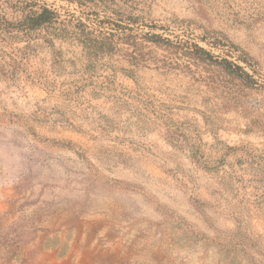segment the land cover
I'll return each mask as SVG.
<instances>
[{
  "label": "rangeland",
  "instance_id": "rangeland-1",
  "mask_svg": "<svg viewBox=\"0 0 264 264\" xmlns=\"http://www.w3.org/2000/svg\"><path fill=\"white\" fill-rule=\"evenodd\" d=\"M40 1L79 15L66 1ZM147 2L156 19L177 15L227 35L264 74L260 4ZM47 36L21 42L0 32V113L17 120L0 122V264H236L159 208L216 236L235 229L234 206L251 202L250 228L264 236V206L256 209L264 195L231 182L242 153L230 151L228 165L210 173L188 145L200 143L209 166L223 144L264 149L263 129L248 131L253 119L264 122V90L245 91L246 104L235 106L176 72L128 76L120 56L88 67L79 44L53 49ZM46 139L72 141L81 153Z\"/></svg>",
  "mask_w": 264,
  "mask_h": 264
},
{
  "label": "trees",
  "instance_id": "trees-1",
  "mask_svg": "<svg viewBox=\"0 0 264 264\" xmlns=\"http://www.w3.org/2000/svg\"><path fill=\"white\" fill-rule=\"evenodd\" d=\"M63 1L75 5L79 15L69 10L61 13L40 0H0V32L21 42L36 40L39 34L45 32L48 36L44 42L53 49L56 41L77 43L83 49L87 66L92 68L105 59L120 56L128 64V68L122 71L135 79V74L141 69L189 76L211 90L227 94L235 106L243 107L246 104L242 100L245 91L264 90V74L254 58L227 35L205 27L199 20L182 19L177 15L156 19L148 0ZM196 1L204 3L208 0ZM235 1L252 6L260 4L258 13L264 19V0ZM58 52L54 54L56 60L60 59ZM6 114L0 113V122H17L14 118H6ZM3 116L5 118L1 119ZM23 127L31 135L37 136L28 123L23 122ZM255 127L264 131V122L253 119L248 131ZM46 141L81 153L72 141ZM188 145L192 162L210 173H220L228 165V157L240 151L242 154L237 156L235 164L240 174L237 177L235 172L231 182L236 183L240 179L249 182L252 194L264 195V149L223 144L216 166H209L204 161L200 143L189 141ZM230 151L234 154H230ZM261 203L256 209L264 206ZM252 208L251 202H243L241 207L234 206L232 218L235 229L216 236L198 232L184 218L177 217L173 212L169 214L165 208L159 209L192 235L200 237L206 246L215 247L224 262L264 264V236L254 232L249 225Z\"/></svg>",
  "mask_w": 264,
  "mask_h": 264
}]
</instances>
